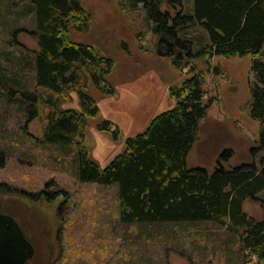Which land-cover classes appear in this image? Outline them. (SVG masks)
<instances>
[{
    "label": "rangeland",
    "instance_id": "rangeland-1",
    "mask_svg": "<svg viewBox=\"0 0 264 264\" xmlns=\"http://www.w3.org/2000/svg\"><path fill=\"white\" fill-rule=\"evenodd\" d=\"M119 1L82 0L92 22L87 32L70 33L73 42L90 44L115 62L110 82L117 94L104 97L93 90L100 115L89 121L82 141L101 168L123 150L128 137L144 131L153 117L175 105L169 89L179 87L191 75L189 67L181 71L169 59L156 55L157 39L143 7L123 12ZM29 4L27 0H0V66L8 77L16 73L31 92L36 90L35 73L21 68L24 59L33 60L38 50L32 35L37 21L28 11ZM189 32L207 35L198 24ZM251 63V56L214 57L211 66H219V75L206 70L203 61L192 65L197 72L202 71L204 90L214 103L201 122L199 140L188 157L189 169L212 173L218 161L227 169L261 166L264 148L259 145L260 124L251 119L246 108L249 83L255 80ZM2 91L0 84V152L6 155L0 165V183L10 188L0 189L1 207L9 210L26 204L35 208L38 202H32L30 196L40 198L46 190L55 194L56 201L41 199L43 211H39L48 224L55 215L57 220L63 219L57 241L48 243L41 236L35 242L42 264H54L50 262V245L55 246V264H243L238 238L217 223L121 222L118 185L82 182L74 151L77 146L64 148L42 142L50 110L36 105L37 115L28 121L27 100L16 93L8 101ZM72 97L73 102L66 98L60 108L79 110L77 96ZM104 119L121 128L119 141L97 129ZM258 197L264 201V191ZM55 203H63L60 212L53 211ZM243 211L256 221L264 217L260 201L246 200ZM251 264L259 263L253 258Z\"/></svg>",
    "mask_w": 264,
    "mask_h": 264
},
{
    "label": "trees",
    "instance_id": "trees-1",
    "mask_svg": "<svg viewBox=\"0 0 264 264\" xmlns=\"http://www.w3.org/2000/svg\"><path fill=\"white\" fill-rule=\"evenodd\" d=\"M27 1L29 13L36 16L32 35L38 50L33 60L24 59L21 68L34 71L36 90H27L16 73L8 77L2 66L0 84L8 101L19 93L28 101L25 109L32 106L36 110L37 105L50 110L42 142L64 148L76 145L73 150L82 182L118 185L121 222H214L238 238L243 264H251L253 258L261 264L264 217L260 221L249 218L243 204L251 199L264 207L258 197L264 191V158L260 167L252 164L231 169L218 161L209 173L202 168L189 169L188 157L214 103L204 90L202 71L192 65L203 61L206 70L219 75V66H211L214 57H252L255 80L249 83L246 108L251 119L260 124L259 145L264 148V0L118 2L123 12L142 6L157 39L156 55L169 59L181 71L189 67L191 75L179 87L169 89L175 105L153 117L144 131L128 137L123 150L105 168L90 158L82 141L89 121L100 115L93 90L104 97L117 94L110 82L115 62L94 46L70 39L71 31L87 32L92 22L82 0ZM194 24L206 30V37L189 32ZM72 95L78 98L79 110L61 109L66 98L74 101ZM97 129L110 134L113 141L121 139V128L110 120H102Z\"/></svg>",
    "mask_w": 264,
    "mask_h": 264
},
{
    "label": "flooded vegetation",
    "instance_id": "flooded-vegetation-1",
    "mask_svg": "<svg viewBox=\"0 0 264 264\" xmlns=\"http://www.w3.org/2000/svg\"><path fill=\"white\" fill-rule=\"evenodd\" d=\"M28 102V101H27ZM27 113V119L28 121L31 120L33 117H35L37 114V110H35V107L25 109ZM35 110V114H34ZM29 114V115H28ZM34 114V115H33ZM6 155L4 152H0V165L2 166L3 159ZM49 183L46 185L48 186ZM10 187L5 184L0 183V189H9ZM11 193V191L9 190ZM43 195L40 196V198H37L35 196H30L32 197V202H38L37 206L34 208L35 205H26V204H18L14 206L13 208L9 210H5L1 207L0 204V231L3 232H10L12 231V227L10 223H15L18 225L19 229L22 232L23 237L32 245L34 253L31 258H29L25 264H42L40 261V254H38V250L36 249L35 242L39 239V237H43L48 243L49 241H57L59 238V234L61 233V227H62V222L63 219L57 220V216L55 215V218H53L52 221L48 222L45 220V215L42 214L39 210L43 211V204L40 205V200L48 198L49 200L53 201V199L56 201V198H53V193H49L46 190L41 191ZM38 195V194H36ZM49 204H51L49 202ZM55 209L53 211L58 212L61 211V208L63 207V203H55ZM33 207V208H31ZM52 207H54L52 205ZM4 219V220H2ZM61 224V226H57L58 224ZM2 233V232H1ZM49 239V240H48ZM49 248V256L50 262L54 263L58 260L56 258V251H55V246L50 245ZM4 259L0 257V264H4Z\"/></svg>",
    "mask_w": 264,
    "mask_h": 264
},
{
    "label": "water",
    "instance_id": "water-1",
    "mask_svg": "<svg viewBox=\"0 0 264 264\" xmlns=\"http://www.w3.org/2000/svg\"><path fill=\"white\" fill-rule=\"evenodd\" d=\"M10 225L12 231H0V257L5 260L4 264H25L33 256V247L17 224L11 222Z\"/></svg>",
    "mask_w": 264,
    "mask_h": 264
}]
</instances>
